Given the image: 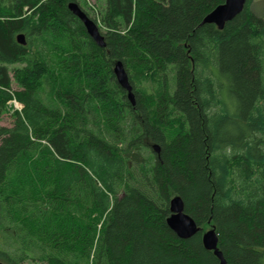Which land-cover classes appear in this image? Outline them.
Wrapping results in <instances>:
<instances>
[{
  "label": "trees",
  "instance_id": "1",
  "mask_svg": "<svg viewBox=\"0 0 264 264\" xmlns=\"http://www.w3.org/2000/svg\"><path fill=\"white\" fill-rule=\"evenodd\" d=\"M225 1L0 0V117L22 106L0 126V262L220 264L214 228L227 264H264V16L204 23Z\"/></svg>",
  "mask_w": 264,
  "mask_h": 264
},
{
  "label": "water",
  "instance_id": "2",
  "mask_svg": "<svg viewBox=\"0 0 264 264\" xmlns=\"http://www.w3.org/2000/svg\"><path fill=\"white\" fill-rule=\"evenodd\" d=\"M247 0H226L224 4L214 9L205 19L204 23L215 24L222 30L225 24L238 16L245 8ZM69 9L84 24L87 33L99 45L104 46V37L101 35L97 24L86 14V12L77 3H71ZM18 42L22 45L26 44L25 36L20 34ZM114 73L120 86L127 91L130 102L135 105V95L133 87L130 83L128 73L122 62H117L114 67ZM159 151L158 146L154 147ZM171 215L167 219L169 228L181 239H189L198 234L201 229L196 221L185 212V204L180 196L171 200ZM204 247L213 251L220 260V264H227L222 252L219 248V237L214 228L203 232ZM0 264H3L0 262Z\"/></svg>",
  "mask_w": 264,
  "mask_h": 264
},
{
  "label": "rangeland",
  "instance_id": "3",
  "mask_svg": "<svg viewBox=\"0 0 264 264\" xmlns=\"http://www.w3.org/2000/svg\"><path fill=\"white\" fill-rule=\"evenodd\" d=\"M79 3L81 6H84L85 9L92 14V16L99 18V14L101 13L102 6L104 5L105 0H79ZM253 9H255L260 15L264 16V0H254ZM8 106L9 108L7 112L0 117V126L10 127L13 122L12 119L13 112L15 110L22 109L20 106H15L12 103H10ZM26 264H36V263L29 262Z\"/></svg>",
  "mask_w": 264,
  "mask_h": 264
},
{
  "label": "built area",
  "instance_id": "4",
  "mask_svg": "<svg viewBox=\"0 0 264 264\" xmlns=\"http://www.w3.org/2000/svg\"><path fill=\"white\" fill-rule=\"evenodd\" d=\"M11 103L14 104L15 106H20V107L22 108V106H21L17 101H15V100L12 101ZM21 108H20V109H21Z\"/></svg>",
  "mask_w": 264,
  "mask_h": 264
},
{
  "label": "bare ground",
  "instance_id": "5",
  "mask_svg": "<svg viewBox=\"0 0 264 264\" xmlns=\"http://www.w3.org/2000/svg\"><path fill=\"white\" fill-rule=\"evenodd\" d=\"M167 131V130H166Z\"/></svg>",
  "mask_w": 264,
  "mask_h": 264
}]
</instances>
